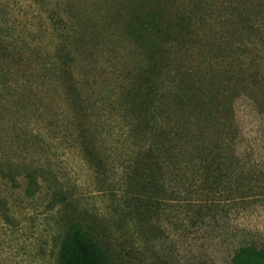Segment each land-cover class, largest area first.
Listing matches in <instances>:
<instances>
[{"label":"rangeland","instance_id":"obj_1","mask_svg":"<svg viewBox=\"0 0 264 264\" xmlns=\"http://www.w3.org/2000/svg\"><path fill=\"white\" fill-rule=\"evenodd\" d=\"M238 69L264 103V0H0V264H62L75 226L115 264H231L264 246L257 194L213 220L183 189L152 218L134 187L165 162L143 147L183 117L264 187V117L238 103ZM217 98L233 122H198L191 105Z\"/></svg>","mask_w":264,"mask_h":264},{"label":"trees","instance_id":"obj_2","mask_svg":"<svg viewBox=\"0 0 264 264\" xmlns=\"http://www.w3.org/2000/svg\"><path fill=\"white\" fill-rule=\"evenodd\" d=\"M238 62L241 63L240 60ZM241 71L238 69L240 77L238 79V103L243 100L249 101L250 105L247 106L251 109L250 115L258 116L261 119L264 117V103L261 102L257 94H247L248 90L244 84L248 74L243 71L242 74L240 73L241 76L239 74ZM191 106L194 116L198 118V122L203 124L210 122L215 115L223 118L226 114L230 118L227 106L223 104V98H217L214 101H195ZM219 116H216L218 122ZM233 118L232 115L230 118L232 122ZM183 120L186 121L183 117L171 123V126L167 124V128L158 126L155 142H149L150 144L143 147L149 159L156 161L160 157L161 161L164 160L165 162L159 164L162 166L152 163L153 160L151 165L154 167L149 164L144 166L141 174L134 170L141 178L140 183L134 187L141 192L142 203L145 204L146 213L149 216L160 217L165 207L163 201L168 195H171V200L179 201L180 198L182 199L183 189H186L188 195H192V199L188 200V203L192 204L190 210H194L196 215L203 216V218H207L208 214H213L214 216L211 217L213 220H215V216L227 217L230 212L228 207L231 203H234L232 206L238 211V198L241 202L239 209L244 210L251 209L252 205L249 201L256 197V194L258 200L261 197L264 198V187H260L256 191L257 188L245 185L244 176L241 172L238 173V157L234 154L233 159L229 161L224 158L227 142L211 139L210 143L212 144L209 145L208 139H206L208 137L205 134L200 133V136H194L188 130V126L185 128L181 124ZM186 122L188 124V121ZM223 122L218 124L215 130L217 135L220 131L229 128ZM226 122L229 123L227 120ZM231 128L230 130H232ZM240 128L239 124L235 128L238 131V136L242 132ZM221 136L220 139H222ZM227 138L235 145L230 137ZM198 179L201 182H197ZM168 189H171L170 192ZM60 260L62 264H115L116 262L110 251L105 248L95 234L86 232L79 226L73 227L64 238L61 244ZM229 262L231 264H264V246L255 240H247L234 250L233 257Z\"/></svg>","mask_w":264,"mask_h":264}]
</instances>
